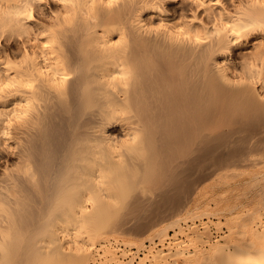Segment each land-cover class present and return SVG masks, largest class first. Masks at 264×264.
<instances>
[{
    "label": "bare ground",
    "instance_id": "1",
    "mask_svg": "<svg viewBox=\"0 0 264 264\" xmlns=\"http://www.w3.org/2000/svg\"><path fill=\"white\" fill-rule=\"evenodd\" d=\"M0 0V264H264V0Z\"/></svg>",
    "mask_w": 264,
    "mask_h": 264
},
{
    "label": "clouds",
    "instance_id": "2",
    "mask_svg": "<svg viewBox=\"0 0 264 264\" xmlns=\"http://www.w3.org/2000/svg\"><path fill=\"white\" fill-rule=\"evenodd\" d=\"M115 0H108V7H112L114 5Z\"/></svg>",
    "mask_w": 264,
    "mask_h": 264
}]
</instances>
